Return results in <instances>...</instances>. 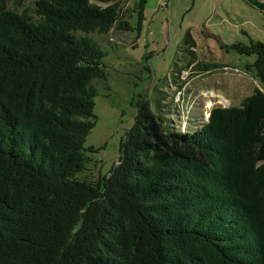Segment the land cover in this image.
<instances>
[{
    "label": "trees",
    "instance_id": "obj_1",
    "mask_svg": "<svg viewBox=\"0 0 264 264\" xmlns=\"http://www.w3.org/2000/svg\"><path fill=\"white\" fill-rule=\"evenodd\" d=\"M245 1L264 11V0ZM146 4L0 2V264H264L261 42L231 45L256 56L247 68L262 85L238 106H214L181 131L140 96L117 163L79 177L95 151L84 146L97 119L93 80L105 78V53L86 34L133 31L135 44ZM185 41L195 57L189 31Z\"/></svg>",
    "mask_w": 264,
    "mask_h": 264
},
{
    "label": "rangeland",
    "instance_id": "obj_2",
    "mask_svg": "<svg viewBox=\"0 0 264 264\" xmlns=\"http://www.w3.org/2000/svg\"><path fill=\"white\" fill-rule=\"evenodd\" d=\"M34 1L0 0L5 8L17 11L33 6ZM123 1L131 6L136 0ZM146 5L144 28L135 44L133 31L86 34L105 53V78L93 80L97 119L84 146L95 151L88 152L90 160L80 179L95 180L117 163L121 140L134 122V104L140 96L184 131L205 122L212 107L238 106L262 86L254 70L247 68L256 56L240 54L231 45L264 44V11L245 0H147ZM135 20L134 15L130 21ZM188 31L196 42L195 57L185 41ZM179 71L188 83L185 90L176 92ZM173 98L193 109V114L177 111ZM189 120L190 126L186 125Z\"/></svg>",
    "mask_w": 264,
    "mask_h": 264
},
{
    "label": "crops",
    "instance_id": "obj_3",
    "mask_svg": "<svg viewBox=\"0 0 264 264\" xmlns=\"http://www.w3.org/2000/svg\"><path fill=\"white\" fill-rule=\"evenodd\" d=\"M146 6H147V5H146ZM193 39H194V37H193ZM194 40H195V39H194ZM195 43H196V42H195ZM241 78H242V77H239L238 80H242V79H243V78H242V79H241ZM229 86H230V85H229Z\"/></svg>",
    "mask_w": 264,
    "mask_h": 264
},
{
    "label": "bare ground",
    "instance_id": "obj_4",
    "mask_svg": "<svg viewBox=\"0 0 264 264\" xmlns=\"http://www.w3.org/2000/svg\"><path fill=\"white\" fill-rule=\"evenodd\" d=\"M214 96V95H213Z\"/></svg>",
    "mask_w": 264,
    "mask_h": 264
}]
</instances>
